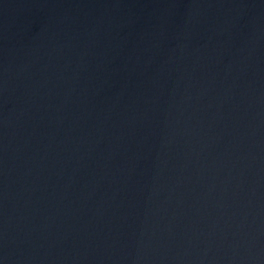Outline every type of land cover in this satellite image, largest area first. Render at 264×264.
<instances>
[{
	"label": "water",
	"instance_id": "obj_1",
	"mask_svg": "<svg viewBox=\"0 0 264 264\" xmlns=\"http://www.w3.org/2000/svg\"><path fill=\"white\" fill-rule=\"evenodd\" d=\"M0 264H264V0H0Z\"/></svg>",
	"mask_w": 264,
	"mask_h": 264
}]
</instances>
